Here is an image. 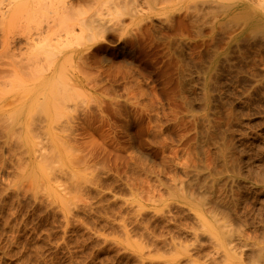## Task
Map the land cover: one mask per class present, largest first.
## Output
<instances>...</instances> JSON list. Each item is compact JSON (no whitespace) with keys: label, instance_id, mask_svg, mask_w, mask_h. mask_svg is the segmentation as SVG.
<instances>
[{"label":"rangeland","instance_id":"obj_1","mask_svg":"<svg viewBox=\"0 0 264 264\" xmlns=\"http://www.w3.org/2000/svg\"><path fill=\"white\" fill-rule=\"evenodd\" d=\"M262 4L0 0V264H264Z\"/></svg>","mask_w":264,"mask_h":264},{"label":"bare ground","instance_id":"obj_2","mask_svg":"<svg viewBox=\"0 0 264 264\" xmlns=\"http://www.w3.org/2000/svg\"><path fill=\"white\" fill-rule=\"evenodd\" d=\"M251 1H252V0H251ZM258 1H259V4H261V2H262V3L264 2V0H258ZM253 4H254V3H253ZM262 5H263V4H262ZM260 6H261V5H260ZM263 6H264V5H263ZM263 6H261V7L263 8ZM262 10L264 11V9H262ZM249 13H250V12H249ZM249 15H250V14H249ZM249 21H250V20H249ZM85 23H86V22H85ZM84 26H85V25H84ZM260 29L263 30L262 27L259 28V31H261ZM257 31H258V30H257ZM259 31H258V32H259ZM253 32H256V31L253 30ZM260 34H261V33H260ZM263 35H264V33H263ZM220 149L222 150V148H220ZM217 150H218V149H217ZM217 150H216V152H217ZM223 151H224V150H222V152H223ZM222 152H221L220 150H219V152H218V154H219L220 157L224 156V155L222 154ZM225 154H226V153H225ZM225 158H226V157H225ZM226 159H227V158H226ZM219 160H220V159H219ZM224 160H225V159H224ZM222 162H224V161H222ZM222 164H223V163H222ZM227 164H228V163H227ZM228 166H229V164H228ZM200 179H201V178H200ZM203 180H204V178H203ZM262 249L264 250V248H262ZM262 253H263V252H261V254H262ZM262 255H263V254H262ZM262 255H261V256H262ZM263 256H264V255H263ZM263 256L261 257V258H263V259L260 258L262 261L264 260V257H263Z\"/></svg>","mask_w":264,"mask_h":264}]
</instances>
